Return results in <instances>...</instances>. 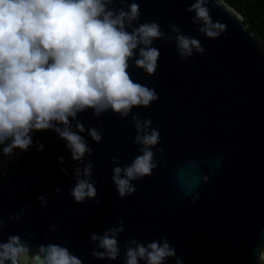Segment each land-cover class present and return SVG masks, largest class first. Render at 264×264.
<instances>
[{"label": "water", "instance_id": "obj_1", "mask_svg": "<svg viewBox=\"0 0 264 264\" xmlns=\"http://www.w3.org/2000/svg\"><path fill=\"white\" fill-rule=\"evenodd\" d=\"M191 2L139 0L141 21L157 20L165 31L175 22L205 48L183 58L174 43L156 39L155 73L131 69L134 79L159 94L149 106L133 108L160 131L163 151L155 153L151 175L133 181L134 193L118 195L110 179L113 165L129 162L138 151L131 114L121 118L109 111L97 118L89 109L79 114L86 126L103 121L101 141L88 137L97 195L78 203L69 193L76 162L64 140L52 130L36 131L33 139L44 143L42 151L33 146L17 150L13 159L0 156V218L7 220L25 207L21 222L8 221L0 238L31 232L27 242L33 250L53 241L66 244L83 264H106L92 256L95 245L89 235L122 217L121 256L125 239L167 236L185 264H257L258 248L264 253V46L224 0H208V6L226 30L215 38L205 36L186 11ZM60 155L63 162L57 160ZM57 186L59 193L53 191ZM42 193L48 198L45 207L37 199ZM53 221L55 231L49 228ZM35 260L40 264L39 256ZM110 264H121V259ZM167 264H174V258Z\"/></svg>", "mask_w": 264, "mask_h": 264}, {"label": "clouds", "instance_id": "obj_2", "mask_svg": "<svg viewBox=\"0 0 264 264\" xmlns=\"http://www.w3.org/2000/svg\"><path fill=\"white\" fill-rule=\"evenodd\" d=\"M186 11L193 13L196 30L207 37H218L226 30L225 23L213 19L208 0H192ZM140 16L139 0H0V156L13 159L17 150L33 146L42 151L44 143L34 140L33 134L54 131L76 162L71 165L69 193L76 202H84L97 195L88 137L101 141L103 121L86 126L79 114L89 109L97 118L109 111L121 118L131 114L138 151L129 162L114 163L110 179L119 196L134 193L133 181L151 175L157 166L155 153L163 148L158 146L160 131L151 118L133 112L134 107L149 106L159 94L154 86L134 79L131 69L155 73L160 56L156 39L174 43L183 58L205 52L200 39L177 23L170 21L165 31L157 20L141 21ZM111 159L115 162L118 157ZM57 160L63 162V155ZM61 171L68 174L69 168ZM53 191L59 193L60 186ZM198 198V193L191 197L193 202ZM37 199L41 207L48 203L44 193ZM24 212L21 206L7 220L0 218V233L8 221L21 222ZM49 228L55 231L58 225L53 221ZM123 231L120 217L102 232H91L92 256L106 264L117 258L121 264H167L169 258H174V264H185L167 236L125 239L121 256ZM33 235L9 232L0 238V264H37L36 256L40 264H83L66 244L49 241L33 250L27 242ZM257 254V264H264L259 248Z\"/></svg>", "mask_w": 264, "mask_h": 264}, {"label": "trees", "instance_id": "obj_3", "mask_svg": "<svg viewBox=\"0 0 264 264\" xmlns=\"http://www.w3.org/2000/svg\"><path fill=\"white\" fill-rule=\"evenodd\" d=\"M237 10L264 46V0H224Z\"/></svg>", "mask_w": 264, "mask_h": 264}]
</instances>
